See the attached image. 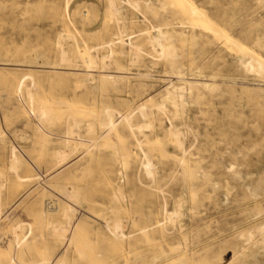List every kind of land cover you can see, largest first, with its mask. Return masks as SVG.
Wrapping results in <instances>:
<instances>
[{
  "label": "rangeland",
  "instance_id": "374dc122",
  "mask_svg": "<svg viewBox=\"0 0 264 264\" xmlns=\"http://www.w3.org/2000/svg\"><path fill=\"white\" fill-rule=\"evenodd\" d=\"M107 1L0 0V264H254L238 251L264 220V75L240 57L264 62V0ZM117 22L140 53L100 61ZM159 27L184 32L174 65L147 43ZM107 112L130 118L107 133Z\"/></svg>",
  "mask_w": 264,
  "mask_h": 264
},
{
  "label": "bare ground",
  "instance_id": "6f19581e",
  "mask_svg": "<svg viewBox=\"0 0 264 264\" xmlns=\"http://www.w3.org/2000/svg\"><path fill=\"white\" fill-rule=\"evenodd\" d=\"M108 2V10L111 12V14L113 13V14H117V13H119L120 12V10H121V8H122V4H128L129 5V3L131 2L130 0H120V3H118V5L116 4V0H108L107 1ZM183 2V1H182ZM159 5L158 6H154V5H148V9H150L151 10V12L152 13H154V14H158V12H159V10H161V9H163V8H165V5H166V3H165V1H159V2H157ZM131 5V4H130ZM129 5V6H130ZM144 5H146V4H144ZM147 8V7H146ZM187 8H189L188 6H187ZM52 9V8H51ZM50 9V10H51ZM184 9H186V8H184ZM183 9V10H184ZM188 10V9H187ZM187 10H185V12L187 13ZM188 11H190V13L191 14H193V16H195V13H198L197 12V9H195L194 7H192V6H190V10H188ZM110 12H109V14H110ZM176 12V11H175ZM179 13V12H178ZM182 13V12H181ZM180 13V14H181ZM200 13V12H199ZM198 13V14H199ZM108 14V15H109ZM110 14V15H111ZM112 14V15H113ZM175 14V13H174ZM142 16V15H141ZM155 16V15H154ZM174 16V15H173ZM177 16V15H176ZM173 18H175V16L173 17ZM204 18V17H203ZM119 20V19H118ZM117 20V21H118ZM179 20V19H178ZM181 20V19H180ZM175 21H176V18H175ZM178 23H180L179 21H177ZM185 24V23H187L185 20L182 22L181 21V24ZM169 24V23H168ZM167 24V22L166 23H164L163 25H168ZM171 25V24H170ZM156 26H152L151 27V29L152 28H155ZM165 27H167V26H165ZM214 29V28H213ZM130 30V29H129ZM156 31H157V33L155 34V35H153V34H150L148 31L147 32H145V35H147V43H149V44H151V45H160V46H162V41L164 40H166V41H168L169 42V45H167V46H165V47H167V49H165V51H164V49H163V47L164 46H162V50H161V48H160V50H161V57H163L164 59H167V60H165V62L167 61V62H169V64L171 63L172 65H174V64H176V62L177 61H175V59H176V56H177V52H176V50H175V48H174V46H173V37L177 34L178 36H181L180 34H184V32L183 31H180V32H177L176 30H167V29H163V28H161V27H159V28H157L156 29ZM214 32V31H213ZM220 32V31H219ZM147 33V34H146ZM223 34V33H222ZM114 35H115V37L114 38H112V39H110V40H108V41H106V42H104V44L109 48V50H108V54L106 55V56H102V57H100V61L102 60L103 61V59H105L106 60V58H110L113 54H115V50L113 49V47L116 45V44H119V51H121V52H123V50H127L128 52H130L131 53V55H133L134 57H136L137 56V54L138 53H140L139 51H140V49H139V46H138V44H136L135 43V41H133V39H132V36H131V34H129V33H127L126 32V28H125V26L123 25V24H121L120 22H117V32L116 33H114ZM190 35V34H189ZM178 36H176V37H178ZM193 36V35H192ZM73 37V36H72ZM183 37H185V36H183ZM138 38V37H137ZM193 38H194V36H193ZM57 40H59V39H57ZM59 42V41H58ZM182 42H184V41H182ZM189 42H191L190 40H189ZM62 43H63V41H62ZM61 43V44H62ZM75 43V42H74ZM178 43V42H177ZM192 43H194V42H192ZM191 43V44H192ZM60 44V43H59ZM84 44V43H83ZM207 44H209V43H207ZM85 45V44H84ZM60 46V48H61V45H59ZM179 46H181V43H179ZM192 46H194V44H192ZM153 47V46H152ZM64 48V47H63ZM154 48V47H153ZM64 50V49H63ZM152 51V50H151ZM88 52V51H87ZM159 52V51H158ZM62 53V54H61ZM155 53V52H154ZM60 54H61V57H62V59H63V61L64 60H69L68 58H66V54H65V51H62L61 50V52H60ZM151 54V53H150ZM153 54V53H152ZM255 54V53H254ZM88 55V54H87ZM95 55V54H94ZM157 55V54H156ZM209 55V54H208ZM160 56V55H159ZM151 57V56H150ZM102 58V59H101ZM153 58V57H152ZM95 59V58H94ZM93 59V60H94ZM132 59V58H131ZM240 59L243 61H247L248 60V63L247 62H244V63H247L248 65H250L251 67L250 68H247V69H245L246 71L247 70H250V71H253V70H258L257 72L258 73H260V74H262L263 73V75H264V62H262V61H260L259 59H257L256 58V56L255 57H253V54H249V53H244L241 57H240ZM61 60V59H60ZM133 60L135 61L136 59H134L133 58ZM132 60V63H134V61ZM62 61V60H61ZM158 61V60H157ZM201 61V60H200ZM66 62V61H65ZM64 62V63H65ZM68 62V61H67ZM128 62V61H127ZM252 62V63H251ZM256 62V63H255ZM129 63H130V61H129ZM131 63V64H132ZM201 63V62H200ZM94 64V63H93ZM96 65V64H95ZM179 65H181V64H179ZM21 66V65H20ZM106 66V65H105ZM169 66V65H168ZM182 66V65H181ZM6 67V66H5ZM171 67H173V66H171ZM177 67V66H176ZM38 68V67H37ZM25 69V68H24ZM60 70V69H59ZM244 70V71H245ZM75 71H77V70H75ZM90 71V70H89ZM249 71V72H250ZM97 72V71H96ZM115 73V72H114ZM116 74V73H115ZM130 74V73H129ZM178 75V74H177ZM130 76V75H129ZM133 76V75H132ZM151 76V75H150ZM173 76V75H172ZM153 77H155V76H153ZM101 78L103 79V82H105L106 80L108 81H110V80H114L115 79V76H113V75H111V74H109V73H107V74H105V73H103L102 75H101ZM179 78H181L180 76H179ZM190 78V77H189ZM180 80H182V78L180 79ZM194 80V79H193ZM192 80V81H193ZM196 82H197V80H196ZM190 84V87H191V85L192 84H194V82L193 83H189ZM257 84V83H256ZM169 85V84H168ZM196 86V85H195ZM204 87H210V85L209 84H204L203 85ZM189 87V88H190ZM219 87V86H218ZM184 87H177V86H174L173 84H171L169 87H167L165 90H166V96H165V98H167V100H174L175 99V97L176 96H178L181 92V90L183 89ZM215 89H216V87H214ZM250 89H251V87H250ZM260 89V88H259ZM185 90V89H184ZM211 91V90H210ZM178 99V98H177ZM180 99V98H179ZM175 101V100H174ZM182 101V100H181ZM162 103H164V102H162ZM161 106V105H160ZM139 107V106H138ZM144 107H145V105H140V107L139 108H137L138 109V111H140V110H142V109H144ZM174 107V106H173ZM165 108V107H164ZM175 108V107H174ZM161 109H162V107H161ZM160 109V110H161ZM159 110V111H160ZM163 110V109H162ZM132 112H134L133 110H132ZM117 113H110V112H107V113H102V116H101V122H100V125L102 126V129L104 128L105 130H107L108 132L107 133H109V132H111L113 129H115L116 128V126H118V123L120 122V121H124V122H126L129 118H130V116H129V114H127V115H124L123 117H122V119L118 122V121H116V120H114V116L116 115ZM131 114V113H130ZM145 114L146 113H144L143 114V116H145ZM118 115V114H117ZM133 115V114H132ZM165 117V116H164ZM166 120V119H165ZM165 120H164V122H165ZM158 122V121H157ZM148 124V126L150 127V124L149 123H147ZM161 124V123H160ZM168 124V123H167ZM142 124L140 123V125L139 126H137L138 127V129H141V128H143L144 129V127L146 126L147 127V125H145V124H143V125H145V126H141ZM173 125V124H172ZM171 126V125H170ZM158 127V126H157ZM172 127V126H171ZM170 127V128H171ZM148 128V127H147ZM153 128V127H152ZM172 130H174V129H172ZM176 131V130H175ZM173 132V131H172ZM179 133V132H178ZM173 135H174V133H172ZM180 134V133H179ZM177 135V133L175 132V136ZM181 135V134H180ZM175 136H173V138L175 137ZM178 138V137H177ZM179 138H180V136H179ZM69 139V138H68ZM88 142V141H87ZM178 143L181 145V143H182V141L181 140H179L178 141ZM153 146V145H152ZM154 146H155V144H154ZM156 147V146H155ZM141 149V148H140ZM150 150H152V149H150ZM142 152V151H141ZM147 153H150V152H148V151H146ZM69 153H70V151H68V152H64V153H62V155L61 156H59V158H58V161L59 162H63V161H65L66 159H67V157H68V155H69ZM166 152H164V154H165ZM186 153V152H185ZM143 154V153H142ZM167 156H168V154H166ZM188 155V154H187ZM143 158H145V156H146V154L144 155L143 154ZM150 157H151V155H150ZM171 157H174V156H171ZM10 160H11V166H10V168L12 167V168H14L13 169V171L16 169L15 167H16V164L17 163H19V157L17 156V153L14 151V150H12L11 151V153H10ZM146 159V158H145ZM180 163V162H179ZM123 165L122 166H124V163H122ZM142 165H144V169H145V172L146 173H148V174H151L152 172H151V170H152V168H150V161H146L145 160V162H143V164ZM63 166V165H62ZM61 166V167H62ZM212 166H214V164L212 165ZM230 166V165H229ZM198 167H199V165H198ZM231 168V167H230ZM61 169V168H60ZM199 169V168H198ZM195 170V169H194ZM196 170H197V168H196ZM198 171V170H197ZM121 172V171H120ZM196 172V171H195ZM195 172H194V174H195ZM204 171L203 170H201V173H203ZM198 173V172H197ZM196 173V174H197ZM145 174V173H144ZM195 174V175H196ZM189 175V174H188ZM194 175V176H195ZM204 175V174H203ZM152 176V175H151ZM206 176V175H205ZM204 176V177H205ZM17 177V176H16ZM183 177H184V175H183ZM192 177V176H191ZM194 178V177H193ZM202 179H203V177H202ZM183 180V179H182ZM181 180V181H182ZM194 180H195V178H194ZM193 180V181H194ZM204 180V179H203ZM202 180V181H203ZM151 181H152V179H151ZM184 181V180H183ZM192 181V180H191ZM205 181V180H204ZM207 183V182H206ZM209 183V182H208ZM182 185H183V183H182ZM206 185V184H205ZM149 186V185H148ZM204 186V185H203ZM200 188V187H199ZM191 190V189H190ZM194 191V190H193ZM191 193H193L192 195H191V198H192V196H194V192H191ZM190 193V194H191ZM180 197V196H179ZM124 199V198H123ZM177 200V199H176ZM207 200V199H206ZM178 201H180L179 200V198H178ZM183 201V200H182ZM179 204V203H178ZM196 206V205H195ZM52 207V206H51ZM180 207V206H179ZM50 209V208H49ZM52 209V208H51ZM54 209V208H53ZM166 212V211H165ZM176 214V213H175ZM175 214H174V216H175ZM167 215V214H166ZM169 215H170V212H169ZM5 216V215H4ZM3 216V217H4ZM172 217V215L169 217V218H171ZM66 223L64 224V226H62V227H60L59 228V230H57V234H58V236H60V238L61 239H67V241H69V244L71 243V241H72V237H73V233H74V231H75V229L77 228V227H75L74 226V231L72 232V234H71V231H70V226H72L74 223H73V221H72V217H70L69 215H66ZM170 220H172V218L170 219ZM169 220V221H170ZM3 221V220H2ZM1 221V222H2ZM162 221H163V219H162ZM167 221V220H166ZM171 222V221H170ZM174 222V221H173ZM163 223V222H162ZM178 224H180V222L178 223ZM70 228V229H69ZM72 228H73V226H72ZM139 232H140V230H139ZM143 232V231H142ZM240 236L243 238V242H242V244H240V250L238 251V253L239 254H243L244 252H245V250L247 249V250H250V254H251V258H252V260L254 261V264H259L258 263V261H257V258H256V251H257V249H260V250H264V220L263 221H261L260 223H258V224H256L255 226H253V227H249V228H247L246 229V231L245 232H243V233H240ZM184 238V237H183ZM182 238V239H183ZM186 238V237H185ZM187 240V239H186ZM185 242V241H184ZM67 245V244H66ZM65 246V245H64ZM179 246H180V244H179ZM169 247V246H168ZM174 247V246H173ZM170 248V247H169ZM177 249H179V248H177ZM180 250V249H179ZM244 255V254H243ZM158 256V255H157ZM154 258V257H153ZM239 258V257H238ZM251 260V261H252ZM176 261H178V260H176ZM181 262V261H180ZM179 262V263H180ZM220 263V262H219ZM173 264H177V263H173ZM252 264H253V262H252Z\"/></svg>",
  "mask_w": 264,
  "mask_h": 264
}]
</instances>
